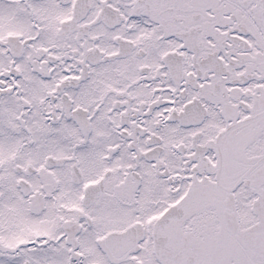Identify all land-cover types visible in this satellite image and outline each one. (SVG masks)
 I'll return each instance as SVG.
<instances>
[{
  "label": "snow or ice",
  "instance_id": "6c2138e0",
  "mask_svg": "<svg viewBox=\"0 0 264 264\" xmlns=\"http://www.w3.org/2000/svg\"><path fill=\"white\" fill-rule=\"evenodd\" d=\"M0 264H264V0H0Z\"/></svg>",
  "mask_w": 264,
  "mask_h": 264
}]
</instances>
